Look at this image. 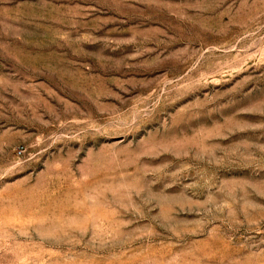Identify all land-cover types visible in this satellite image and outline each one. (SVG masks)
I'll return each mask as SVG.
<instances>
[{"label": "rangeland", "instance_id": "obj_1", "mask_svg": "<svg viewBox=\"0 0 264 264\" xmlns=\"http://www.w3.org/2000/svg\"><path fill=\"white\" fill-rule=\"evenodd\" d=\"M0 264H264V0H0Z\"/></svg>", "mask_w": 264, "mask_h": 264}]
</instances>
